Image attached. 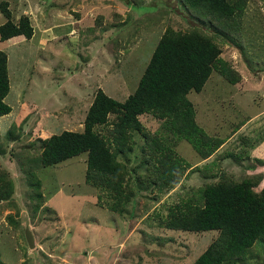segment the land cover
<instances>
[{
	"label": "rangeland",
	"instance_id": "rangeland-1",
	"mask_svg": "<svg viewBox=\"0 0 264 264\" xmlns=\"http://www.w3.org/2000/svg\"><path fill=\"white\" fill-rule=\"evenodd\" d=\"M7 1L13 21L18 22L23 14L30 15L35 33L31 39L22 36L0 39V50L9 56L11 90L6 102L13 108L11 113L0 117V137L6 141L5 135L14 120L20 123L28 117L19 140L8 142L18 158L0 153V171L8 170L16 183L12 199L0 201L2 264H194L217 232L169 230L159 225L160 220L147 219L148 213L156 207L160 209L161 202L172 203L177 199L179 183L160 202L147 192L138 193L128 212L119 214L109 208L111 197L86 183V153L55 167H42L37 160L40 137L66 129L82 130L86 112L101 87L110 96L116 98L119 94L125 100L132 86L137 85L145 65L140 61L142 54L153 50L168 29L185 32L196 27L191 26L194 17L177 11L181 7L175 0H154L164 6L160 10L147 4L143 8L134 3L127 6L121 0ZM101 9H105L102 13L108 17L101 23L104 31L99 30L100 23H95ZM120 9L123 18L113 22ZM6 20L0 10V25ZM107 22L122 25L112 29ZM91 26L96 30H89ZM119 29L122 31L117 33ZM236 33L243 46L223 45L222 56L231 63L239 81L231 83L221 73L213 72L201 92L193 90L188 96L197 104L198 122L211 135L230 136L248 116L254 118L252 128L237 131L221 151L204 162L217 160L221 169L237 181L261 175L258 189H262L264 165L249 169L245 166L251 165L248 161L241 164L236 157L221 159V155L229 149L240 151L243 136L252 139L264 136V0H247L243 23ZM127 40L131 41L128 45ZM115 41L121 43L116 49ZM143 117L152 132L161 126L157 119ZM262 148L260 145L257 150ZM177 149L180 153L183 149L190 155L196 153L185 140L180 141ZM257 150L251 151V157L264 158ZM20 161L35 168L43 180L45 202L35 215L29 179L19 168ZM191 161L198 165L201 158L194 157ZM206 163H199L201 167L189 179L194 186L210 180L203 174L202 166ZM213 173L217 174V170L213 169ZM10 215L19 222L17 226L10 221ZM27 220L36 238L34 248L29 247L25 236ZM145 232L161 237L164 244L151 238L143 242ZM254 253L264 258V248H254ZM255 257L240 264H252Z\"/></svg>",
	"mask_w": 264,
	"mask_h": 264
},
{
	"label": "trees",
	"instance_id": "trees-1",
	"mask_svg": "<svg viewBox=\"0 0 264 264\" xmlns=\"http://www.w3.org/2000/svg\"><path fill=\"white\" fill-rule=\"evenodd\" d=\"M121 1H125L127 6L134 3L141 8L145 4L157 6L158 10L164 7L159 5L160 1L154 0ZM175 2L181 7V10L176 8L177 11H184L194 17V25L191 26L196 27L185 32L168 29L157 40L153 50L142 54L140 61L145 65L138 76L137 85L132 86L125 100L119 94L114 98L103 87L99 88L82 122L83 129H66L49 137H40L41 152L37 160L42 167H55L86 153V183L111 197L109 208L119 214L128 212L129 204L134 202L138 193L147 192L154 201L160 202L179 183L177 199L172 203L161 202L158 205L162 204L160 209L156 207L152 213H148L147 219L160 220L159 225L169 230L217 232V237L209 241L194 264H240L255 256L252 264H263L264 258L254 253V248H264V187L258 190L261 175L253 174L237 181L221 169V163L217 160L209 164L204 162L218 152L227 138L211 135L200 125L198 112L188 96L192 90L201 92L213 72L221 73L231 83L239 81V75L231 63L223 58L222 52L223 45L243 46L237 40L236 32L243 23L247 0ZM0 10L7 19L0 25L2 41L18 36L31 39L34 36L30 15L23 14L18 22L13 21L10 2L7 0L0 2ZM102 11L105 9L100 10L96 24H103L107 17V13L103 14ZM122 18L120 9L113 17V22H120ZM102 24L99 26L100 31H104ZM107 24L112 29L122 25L112 22ZM88 29L96 30L93 26ZM120 31L117 30V33ZM129 43L131 41L127 40L125 44ZM119 44L115 41L113 48H118ZM8 63L7 52L0 50V117L11 113L13 109L6 102L11 90ZM111 88L115 93L113 82ZM145 115L157 119L161 126L152 132L150 125L145 124ZM27 120L28 117H24L20 123L18 119L14 120L5 135L6 141L0 137V153L4 157L8 153L18 156L12 148L9 149L8 142L19 140L22 126ZM242 139L244 146L240 151L229 149L221 155V159L236 157L241 164L248 161L251 165L245 166L249 169L264 165V159L251 157L252 149L264 140V136L252 139L247 135ZM182 140L192 145L197 154L190 155L184 149L180 153L177 147ZM194 157L201 158L199 163H206L202 166L205 177L219 175L218 179L194 186L189 179L201 167L196 162L191 164ZM19 163V168L29 179L28 189L31 199L35 201V215L45 202L43 180L35 168L24 161ZM213 169L219 173L214 175ZM15 191V178L8 170L0 171V201L11 200ZM163 209L166 212L159 211ZM46 210L51 211L48 207ZM9 219L14 226L18 225L19 222L11 215ZM146 232L143 242L151 238L164 244L161 237Z\"/></svg>",
	"mask_w": 264,
	"mask_h": 264
},
{
	"label": "crops",
	"instance_id": "crops-1",
	"mask_svg": "<svg viewBox=\"0 0 264 264\" xmlns=\"http://www.w3.org/2000/svg\"><path fill=\"white\" fill-rule=\"evenodd\" d=\"M197 106H196V111H197ZM198 112V111H197ZM263 113V115H264V112H262ZM254 121V118L253 117H249L247 120H246V122L237 130V131H241L242 129L243 130H245L247 127H251V123ZM263 123H264V121H262ZM263 123H261L259 126H261ZM252 128V127H251ZM235 132V133H238V132ZM232 138L233 137H231V138H229L224 144H223V146H221L219 149H218V152L219 151H221V149H223L224 148V145L225 144H227L229 141H231L232 140ZM260 145H263L264 146V140L262 141V142H260L259 143ZM259 144H257L256 146H255V148H253L252 149V151L253 150H257L258 149V147L260 146ZM217 152V153H218ZM257 152L259 153V154H263L264 155V148H262V149H260V150H257ZM216 154V153H215ZM214 156V155H213ZM258 158H260V159H264L263 157H258Z\"/></svg>",
	"mask_w": 264,
	"mask_h": 264
},
{
	"label": "water",
	"instance_id": "water-1",
	"mask_svg": "<svg viewBox=\"0 0 264 264\" xmlns=\"http://www.w3.org/2000/svg\"><path fill=\"white\" fill-rule=\"evenodd\" d=\"M25 236L28 241L29 247L34 248L36 245V238L33 231L30 228L29 220L26 221Z\"/></svg>",
	"mask_w": 264,
	"mask_h": 264
},
{
	"label": "clouds",
	"instance_id": "clouds-1",
	"mask_svg": "<svg viewBox=\"0 0 264 264\" xmlns=\"http://www.w3.org/2000/svg\"><path fill=\"white\" fill-rule=\"evenodd\" d=\"M193 91V90H192ZM195 91V90H194ZM192 101V100H191ZM193 104H194V107L196 108V102H193ZM248 118H249V116H248ZM247 118V119H248ZM246 119V120H247ZM245 120V121H246ZM245 121H243V122H245ZM242 122V123H243ZM238 129H235V131H234V133L232 134V135H230V136H223V137H225V138H227V140L229 139V138H231V137H233L234 136V134H236L235 132L237 131ZM219 172H217V174H218ZM221 175V174H220ZM218 177H219V175H217ZM230 176V175H229ZM218 177H216V178H212V176H209V177H205V178H208V179H210L208 182H206V183H209V182H211V181H215V180H217L218 179ZM212 179H214V180H212ZM260 186V185H259ZM264 187V186H263ZM259 188V187H258ZM262 188V187H261ZM258 190H261V189H258Z\"/></svg>",
	"mask_w": 264,
	"mask_h": 264
}]
</instances>
